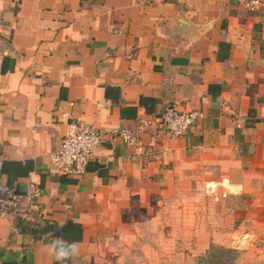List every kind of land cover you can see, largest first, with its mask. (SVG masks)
I'll return each mask as SVG.
<instances>
[{"label": "crops", "instance_id": "0c3cea01", "mask_svg": "<svg viewBox=\"0 0 264 264\" xmlns=\"http://www.w3.org/2000/svg\"><path fill=\"white\" fill-rule=\"evenodd\" d=\"M168 106L203 117L142 147L107 136L84 175L55 167L70 123L136 130ZM0 158L41 191L0 217V264H59L46 225L81 229L64 264L188 263L264 231V20L236 0H0Z\"/></svg>", "mask_w": 264, "mask_h": 264}, {"label": "built area", "instance_id": "2783aa9c", "mask_svg": "<svg viewBox=\"0 0 264 264\" xmlns=\"http://www.w3.org/2000/svg\"><path fill=\"white\" fill-rule=\"evenodd\" d=\"M253 14L264 20V0H236ZM197 111H180L175 106H168L157 117L142 118L136 130L126 127L102 132L91 125L72 122L68 125L67 133L61 141L59 150L54 156L55 167L61 172L74 175H84L88 164L94 158V150L106 140L107 136L118 138L127 144L142 147L141 132L157 128L168 138L184 136L197 125L202 118ZM227 180L210 181L205 184V193L215 201L227 194L221 189L228 190ZM40 188L36 183H30L25 192H20L4 180V161L0 158V217L13 219L20 215L27 201L39 198ZM26 214V213H23Z\"/></svg>", "mask_w": 264, "mask_h": 264}, {"label": "rangeland", "instance_id": "374dc122", "mask_svg": "<svg viewBox=\"0 0 264 264\" xmlns=\"http://www.w3.org/2000/svg\"><path fill=\"white\" fill-rule=\"evenodd\" d=\"M221 239L220 242H212L198 254H190L188 263L177 259L178 262L167 264H264V231L248 229L229 234L226 231ZM189 251L186 249L185 255ZM182 253H178V256Z\"/></svg>", "mask_w": 264, "mask_h": 264}, {"label": "clouds", "instance_id": "9594fccd", "mask_svg": "<svg viewBox=\"0 0 264 264\" xmlns=\"http://www.w3.org/2000/svg\"><path fill=\"white\" fill-rule=\"evenodd\" d=\"M44 247L48 254L52 256L55 261L59 262V264H64L65 261L76 257L79 255L80 251L78 242H68L61 237L53 239Z\"/></svg>", "mask_w": 264, "mask_h": 264}, {"label": "trees", "instance_id": "16d2710c", "mask_svg": "<svg viewBox=\"0 0 264 264\" xmlns=\"http://www.w3.org/2000/svg\"><path fill=\"white\" fill-rule=\"evenodd\" d=\"M47 227L43 230V233L54 232L56 238L61 237L68 242H75L81 238V229L76 224H69L64 227H56L55 225H46ZM36 235V231H33Z\"/></svg>", "mask_w": 264, "mask_h": 264}]
</instances>
